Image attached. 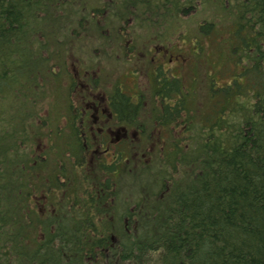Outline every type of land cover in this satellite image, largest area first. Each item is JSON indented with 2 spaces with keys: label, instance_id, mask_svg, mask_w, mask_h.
Here are the masks:
<instances>
[{
  "label": "trees",
  "instance_id": "obj_1",
  "mask_svg": "<svg viewBox=\"0 0 264 264\" xmlns=\"http://www.w3.org/2000/svg\"><path fill=\"white\" fill-rule=\"evenodd\" d=\"M140 30L218 66L101 97ZM0 264H264V0H0Z\"/></svg>",
  "mask_w": 264,
  "mask_h": 264
},
{
  "label": "rangeland",
  "instance_id": "obj_2",
  "mask_svg": "<svg viewBox=\"0 0 264 264\" xmlns=\"http://www.w3.org/2000/svg\"><path fill=\"white\" fill-rule=\"evenodd\" d=\"M156 38V34H148L142 30L133 32L131 37L129 36L127 38V41L133 40L134 42L135 39H138L139 41L137 44V52L139 55L134 62L133 60L126 58H122L121 60V55L116 56V53H119L121 49L117 46H112V48L108 50V56L102 54V57H100L101 65L94 75L97 80L101 79L98 88L96 87L98 89L97 92L102 95V93L111 89L110 86L112 83L115 85H121L123 91L128 93L131 97H134L137 92L145 93L144 106L149 109L154 105V98H151V92L149 89L152 87V81L150 79L153 74L154 76L156 75L159 68H157L156 65L162 64L164 73L182 77L187 82L195 78L192 85H196L198 77L200 76L202 82L207 83L210 77L205 73L212 71V69L215 70L218 66L217 60H212L213 62H211L208 56L199 57L195 55L191 45H188L187 47L180 46V48L185 50V53H182L175 48L168 58L163 59L158 53L154 54L157 58L152 57L150 45L153 41H156ZM159 49L166 51L164 48ZM134 51L135 50L128 53L130 59L137 55V52L135 54ZM177 55H180V61H178V58L176 57ZM152 59H154L153 62ZM150 61L152 63H149ZM221 81L224 82L223 79H221ZM116 93L117 90L114 92V95H116ZM121 93L124 95L122 91ZM101 97L104 96L102 95ZM199 97L201 100H204L203 96Z\"/></svg>",
  "mask_w": 264,
  "mask_h": 264
},
{
  "label": "flooded vegetation",
  "instance_id": "obj_3",
  "mask_svg": "<svg viewBox=\"0 0 264 264\" xmlns=\"http://www.w3.org/2000/svg\"><path fill=\"white\" fill-rule=\"evenodd\" d=\"M124 94H126V95H129L128 93H126V92H123ZM130 96V95H129ZM134 97H135V95H134ZM95 110H96V112L97 113H99L100 115H103V114H105L108 110L105 108V106H104V104L102 103V102H98V105H97V107L95 108ZM97 121H98V119H97ZM110 131H114V128L112 127V128H110V130H109V132ZM121 131H124V132H126V130H124V129H122ZM123 137H125L124 135H123ZM118 140H120V139H118ZM111 142H113V141H111ZM110 147V146H109Z\"/></svg>",
  "mask_w": 264,
  "mask_h": 264
}]
</instances>
